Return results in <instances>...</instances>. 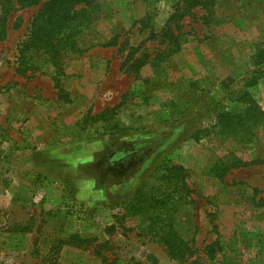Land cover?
Returning a JSON list of instances; mask_svg holds the SVG:
<instances>
[{
    "label": "rangeland",
    "instance_id": "1",
    "mask_svg": "<svg viewBox=\"0 0 264 264\" xmlns=\"http://www.w3.org/2000/svg\"><path fill=\"white\" fill-rule=\"evenodd\" d=\"M183 5L98 0L85 51L64 50L58 69L46 56L20 55L41 5L8 11L0 264H264V78L248 89V110L229 101L264 71L254 61L264 0H214L210 13L197 7L181 18ZM167 31L180 50L165 58ZM221 108L229 132L214 119ZM231 157L246 165L210 174ZM167 194L188 258L169 254L155 235L161 226L149 229L151 214L132 212L139 196Z\"/></svg>",
    "mask_w": 264,
    "mask_h": 264
},
{
    "label": "trees",
    "instance_id": "2",
    "mask_svg": "<svg viewBox=\"0 0 264 264\" xmlns=\"http://www.w3.org/2000/svg\"><path fill=\"white\" fill-rule=\"evenodd\" d=\"M214 0H184V10L180 9L182 17L186 16L191 9L201 7L210 13ZM40 6L37 14L33 18L31 31L27 39L23 42L20 49L21 58H26L28 54L46 56L49 63L56 69L59 68V56L64 50H69L72 53H80L85 51L83 44L81 43V37L84 31L87 29L93 17L98 13V0H0V35L3 33L4 24L6 21L7 13L10 9L19 8L27 9L35 6ZM80 6V9L76 10V7ZM171 16V18H173ZM166 40L168 44L165 50V58L179 52V41L177 36L167 31ZM157 35L150 33L148 39H156ZM114 45V41H109L102 46ZM90 47V45L88 46ZM87 47V49H89ZM86 49V50H87ZM132 50V49H131ZM256 65L264 63V44L257 51L254 57ZM34 66V63H33ZM144 66V62L141 61L133 64L132 68L135 72ZM264 78V71H259L251 74L243 83L240 91H232L229 101L231 103L241 104L247 107L254 106V103L249 95L248 89L255 83ZM122 106V103L117 106V109ZM108 114H112L108 116ZM215 120L221 122L227 121L228 125L225 130L229 132L231 125H229L228 115L230 111L226 112V108L218 109L215 113ZM101 116L103 118H111L114 116L112 112H105ZM239 125V124H237ZM245 128V127H244ZM251 128H247L245 136L251 133ZM228 134V133H226ZM251 135V134H250ZM120 154L114 156L112 161H117ZM264 162V161H263ZM246 163L237 160L235 157H231L227 162L219 163L215 165L210 174L218 179H222L229 170L233 168H239L245 166ZM169 195H163L161 197L139 196L136 199L135 204L132 206V212L137 214H151L149 216V229L156 226H161V230L155 233L164 245L167 247L168 252L175 258L189 257L188 246L177 236L175 230L172 228V219L169 214V202L167 197ZM152 212H151V211ZM147 212V213H146ZM164 226H168L167 229ZM13 248H21L18 243L12 246ZM209 257H213L211 249L208 251ZM192 264H197L193 262ZM254 264H257L255 262Z\"/></svg>",
    "mask_w": 264,
    "mask_h": 264
}]
</instances>
